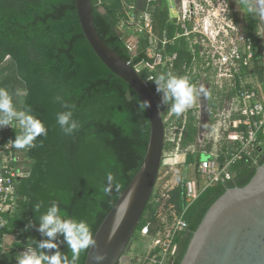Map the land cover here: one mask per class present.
Masks as SVG:
<instances>
[{"label": "trees", "instance_id": "trees-1", "mask_svg": "<svg viewBox=\"0 0 264 264\" xmlns=\"http://www.w3.org/2000/svg\"><path fill=\"white\" fill-rule=\"evenodd\" d=\"M241 1L245 8L242 30L255 51L254 69L250 74L264 82V55L259 36L264 31L262 13L256 8L250 11L245 6L251 4V0ZM93 9L102 40L133 67L154 62L148 51V38L143 33L133 51L129 45L133 38L126 39L128 35L118 28L123 20H130L129 9L140 19L143 14H149L155 35L168 41L164 57L173 61L172 69L158 66L153 73L155 78L162 73L191 77L189 81L196 87L201 75L193 74V69L195 65L197 70L200 69V46H192L190 40L195 35L185 36L183 25L170 19L167 0H93ZM188 29L192 30L191 25ZM140 75L148 82L164 111L163 94L156 91L155 79L148 81V71ZM205 81L209 83L208 79ZM0 87L10 92L26 89L28 94L20 97L17 106L21 110L30 108L48 130L47 135L38 137L33 146L21 149L26 175L18 185L17 206L12 213L3 215L8 225L0 232L2 242L5 236H14L15 244L9 252L0 247V252L9 255L13 264H17L20 253L31 240L44 239L37 231L39 215L46 211L52 200L60 201L61 210L67 217L87 221L94 238L140 170L148 149L151 124L147 110H139L136 102L141 100L138 95L93 51L82 29L76 0H0ZM205 95L204 106L211 131L216 123L219 102L214 100L215 95L209 87ZM63 103L74 106V118L80 124L71 135H65L57 124V114L65 110ZM170 113V109L164 112V120ZM177 117L182 126L183 117ZM200 123V117L190 110L180 143V153L186 155L187 165L197 164L202 153L212 150V143L207 147L202 145ZM235 132L230 130V134ZM261 142L262 154L256 163L239 162L233 168L235 174L231 181L226 185L211 186L187 211V192L182 179L165 198L156 201L152 197L138 230L148 223L154 224L156 228L150 232L158 235L167 226V222L158 220L159 216L165 215L172 220L173 212L182 214L186 211L188 228L174 240L177 250L173 264H180L194 231L210 206L227 188L246 186L257 167L263 164L264 136H261ZM176 146L167 141L165 152ZM109 172L120 184L119 191L113 189L110 195L103 190ZM40 201L44 202V207L41 212H36L34 206ZM29 222L34 226L25 232ZM58 240L61 241L59 250L71 258L63 237L59 236ZM88 251L80 254L79 264H85Z\"/></svg>", "mask_w": 264, "mask_h": 264}, {"label": "built area", "instance_id": "built-area-1", "mask_svg": "<svg viewBox=\"0 0 264 264\" xmlns=\"http://www.w3.org/2000/svg\"><path fill=\"white\" fill-rule=\"evenodd\" d=\"M141 19L145 20L144 26L133 29L131 34L140 37L145 33L148 38V51L154 62H143L135 69L139 74L148 71L150 73L148 81L150 82L155 79L153 73L158 66L172 69L173 61L164 57L168 41L166 38L160 40L155 35L150 15L145 13ZM183 28L185 29V36L190 37L193 34V31H190L186 25H183ZM203 29V32L197 31L201 35L199 38L201 40L191 45L200 46L199 57L206 79L209 80L208 87L215 90L216 99L214 100L218 102L219 99L224 100L226 104L233 103V106L235 105L237 108L230 117L229 126L222 138L223 143L221 145L212 143L211 152L202 153V155H210L211 160L202 161L201 158L198 160L194 166V179L182 177L187 192L188 205L186 211L211 186L215 184L226 185L231 181L235 174L233 168L239 162L247 160L256 163L262 154L261 136H264V96L257 86L259 77L250 74L254 69L255 59L252 42L244 32H236L235 34L225 27H220L219 22L211 24L208 18L203 19ZM261 46L264 55V45ZM193 51L195 53L194 49ZM196 73L195 65L193 74ZM146 84L148 85V82ZM17 107L19 108V106ZM19 109L21 110V108ZM188 112L189 110L184 112L182 126L174 121L170 129L166 130L167 141L177 145L170 152H177L178 155L180 143L185 133ZM173 116L174 113L171 112L169 119ZM231 129L236 131L235 134H230ZM19 131L20 129L16 126L0 129V232L8 225L3 215L12 213L17 206L18 185L20 179L26 175L22 168L21 149L15 148L13 144ZM202 145H205L204 142ZM186 211L182 214L173 212L172 220L166 216L165 222L168 224L171 220L172 223L166 236L167 240L162 242V234L158 233V237L154 241L155 247L147 259H150L153 252L159 250L160 252L156 253L154 257L159 254L162 257L161 262L166 259L171 261L176 251L175 237L188 228L185 220ZM147 234L146 231L145 235ZM0 247L3 248L1 237ZM172 247L174 249L169 256Z\"/></svg>", "mask_w": 264, "mask_h": 264}, {"label": "water", "instance_id": "water-1", "mask_svg": "<svg viewBox=\"0 0 264 264\" xmlns=\"http://www.w3.org/2000/svg\"><path fill=\"white\" fill-rule=\"evenodd\" d=\"M85 37L101 62L138 95L147 108L151 133L146 156L127 189L99 227L85 264H136L129 253L154 195L165 158L166 122L158 98L131 63L100 37L93 0H76ZM210 161V155H202ZM101 256L100 261L94 257ZM173 261L170 264H173ZM180 264H264V162L244 187H229L194 231Z\"/></svg>", "mask_w": 264, "mask_h": 264}, {"label": "clouds", "instance_id": "clouds-1", "mask_svg": "<svg viewBox=\"0 0 264 264\" xmlns=\"http://www.w3.org/2000/svg\"><path fill=\"white\" fill-rule=\"evenodd\" d=\"M250 11L253 10L251 4L245 5ZM156 91L162 93V102L170 104V111L179 116L187 109L191 108L195 102L197 89L187 77L173 75L171 73L159 74L155 80ZM26 89H16L10 92L8 89L0 87V129L16 126L20 129L16 134L14 147L24 149L33 146L38 137L47 135V127L41 119L32 114L30 108L20 110L17 105L20 97L26 96ZM139 110L144 111L150 107V102L137 100ZM64 111L57 114V124L65 135H71L80 124L74 118V106L63 103ZM119 191L120 184L115 176L109 172L107 174V186L104 187L105 194L110 195L112 190ZM35 211L41 212L44 202L35 204ZM34 225L29 222L24 231H29ZM37 231L44 237L39 242L31 240L20 253L17 264H79L80 254L95 246V240L87 221L70 218L62 212L59 200H52L46 211L39 215V225ZM63 237V242L70 249L69 255L59 250L61 243L58 237ZM94 259L98 262L101 256Z\"/></svg>", "mask_w": 264, "mask_h": 264}, {"label": "rangeland", "instance_id": "rangeland-1", "mask_svg": "<svg viewBox=\"0 0 264 264\" xmlns=\"http://www.w3.org/2000/svg\"><path fill=\"white\" fill-rule=\"evenodd\" d=\"M102 1V0H101ZM205 1V0H202ZM207 2H203L204 5L200 4L201 0H167L168 7H169V13L170 18L174 19L173 21H176L178 24L186 25L188 28L190 25L192 27L193 34L195 35L193 39L190 40L191 44L195 43L200 38V34H198L197 31H204L203 29V19L209 20V22L216 23L219 22L220 27H225L229 31H233L235 34L236 32H243V30H240L237 24L234 22L232 12L228 10L227 7V1L226 0H208ZM213 2V3H212ZM232 2L237 3L238 0H232ZM253 7L257 9V11L262 13V21L264 23V0H251ZM238 4V3H237ZM210 5V7H209ZM101 11H103L101 9ZM130 11V12H129ZM128 14L130 17V20L125 21L123 20L122 23L119 25V30L128 37L126 39H130V47L135 50V47L139 44V37L133 36L132 30L140 28L141 26H144L145 20H142L140 18H137L135 15H133V10L129 9ZM134 18V20H133ZM240 18L243 20L244 13H240ZM140 19V20H139ZM186 20V21H185ZM230 26V28H228ZM125 35V37H126ZM130 36V37H129ZM260 40L262 41V45H264V31L262 30L260 32ZM190 39V38H189ZM201 64H199V67ZM198 74L201 75V78L196 83V89H197V95L195 102L193 103L192 107L187 110H193L196 112V115H198L201 119V133L200 136L202 137V140L204 142V146L207 147L210 143H213L214 145H221L222 138L224 137V133L229 126L230 117L234 113L235 105L233 106V103L226 104L224 100L219 99V105L221 106L216 114V124L213 126L211 131H209V116L207 109L204 106V99H205V92L206 89L209 86V83L205 81V71L203 67L197 71ZM196 73V74H197ZM191 77L189 78V80ZM260 79V78H259ZM256 81V80H255ZM259 90L264 95V82L259 80V83L257 84ZM211 92L216 95L215 90L211 89ZM214 99L216 97L214 96ZM162 102V99H161ZM163 103V102H162ZM164 104V103H163ZM200 105L201 108H197ZM164 112L169 111L170 104H164ZM176 121L178 123V117L175 115L171 119H169V116H167L165 122H168V130L172 126V123ZM203 146V147H204ZM186 155L184 153H180L179 155L177 152H165V158L162 167L163 172L161 177L157 181V185L155 188V192L153 195V200L159 201L160 199H163L167 196L168 191L173 189L174 187L178 186L181 182L182 177L188 178V179H194V164L192 165H186L185 163ZM158 220L163 223L166 221V216H159ZM172 223L171 221L167 224L164 231H161V240L162 242H165L167 240V233L171 227ZM156 225L154 224H147L142 230H138L134 236V242L132 244L129 257L132 259L133 263L136 264H169V260L167 259L164 262H161L162 257L158 254L157 257H154L155 254H151L150 259H147L149 253L154 249L155 244L154 241L158 237V235H152L151 229H155ZM148 232L147 235H145V232ZM9 244V240L5 242V246L7 247ZM173 247L170 250V254L173 251ZM158 251L157 253H159ZM168 256V257H169ZM0 264H13V261L11 260L9 255L4 254L3 252H0Z\"/></svg>", "mask_w": 264, "mask_h": 264}, {"label": "flooded vegetation", "instance_id": "flooded-vegetation-1", "mask_svg": "<svg viewBox=\"0 0 264 264\" xmlns=\"http://www.w3.org/2000/svg\"><path fill=\"white\" fill-rule=\"evenodd\" d=\"M226 1H227L228 10H230L232 12L234 22L237 24L239 29L242 30L243 20H241V18H240V13H242V12L245 13V8L242 6V1L238 0V2H237L238 4L232 2V0H226ZM203 2H207V4H208L209 1L208 0H205V1L201 0L200 4L204 5ZM213 2H215V0ZM251 5H252V2H251ZM209 7H210V5H209ZM254 9H255V7H253V10ZM228 28H230V26ZM176 250H177V248H176ZM172 260H174V258H172L171 261H169V264L172 262Z\"/></svg>", "mask_w": 264, "mask_h": 264}, {"label": "crops", "instance_id": "crops-1", "mask_svg": "<svg viewBox=\"0 0 264 264\" xmlns=\"http://www.w3.org/2000/svg\"><path fill=\"white\" fill-rule=\"evenodd\" d=\"M200 64H201V62H200ZM202 68V66H200V69ZM198 71V70H197ZM211 88V87H210ZM212 89V88H211ZM213 93V92H212ZM263 94V93H262ZM264 96V95H263ZM197 108H201L200 107V105L197 107ZM183 115H184V113H182L181 115H179V116H182L183 117ZM7 240H9V244H8V246L6 247L5 246V242H7ZM14 244H15V237L14 236H5L4 237V240H3V250L5 251V252H9V251H11L12 249H13V247H14Z\"/></svg>", "mask_w": 264, "mask_h": 264}]
</instances>
